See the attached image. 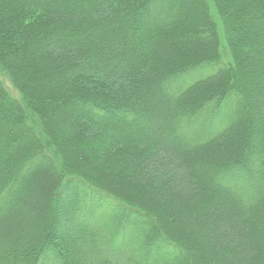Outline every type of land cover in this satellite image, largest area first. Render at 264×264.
Returning a JSON list of instances; mask_svg holds the SVG:
<instances>
[{
  "label": "trees",
  "instance_id": "1",
  "mask_svg": "<svg viewBox=\"0 0 264 264\" xmlns=\"http://www.w3.org/2000/svg\"><path fill=\"white\" fill-rule=\"evenodd\" d=\"M0 264H264V0H0Z\"/></svg>",
  "mask_w": 264,
  "mask_h": 264
},
{
  "label": "rangeland",
  "instance_id": "2",
  "mask_svg": "<svg viewBox=\"0 0 264 264\" xmlns=\"http://www.w3.org/2000/svg\"><path fill=\"white\" fill-rule=\"evenodd\" d=\"M0 80L3 82V84L5 85V87L9 90L10 94L13 97H15V98L18 99L19 98L18 93L12 89V87L10 86V84L8 83V81L5 78H3L2 76H0Z\"/></svg>",
  "mask_w": 264,
  "mask_h": 264
}]
</instances>
